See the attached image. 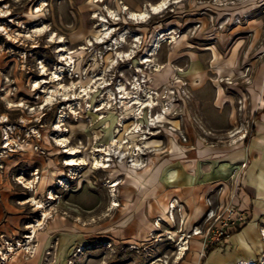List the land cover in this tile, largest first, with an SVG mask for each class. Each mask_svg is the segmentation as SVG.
<instances>
[{
  "label": "rangeland",
  "instance_id": "1",
  "mask_svg": "<svg viewBox=\"0 0 264 264\" xmlns=\"http://www.w3.org/2000/svg\"><path fill=\"white\" fill-rule=\"evenodd\" d=\"M161 1L0 0V264H200L222 246L191 234L181 201L152 209L149 191L166 165L250 135L264 0H166L130 18ZM104 25L113 32L98 42ZM113 138L125 157L94 167ZM71 156L86 163L66 164ZM132 167L150 168L145 186ZM34 200L47 213L39 225ZM195 224L204 229L203 216Z\"/></svg>",
  "mask_w": 264,
  "mask_h": 264
},
{
  "label": "crops",
  "instance_id": "2",
  "mask_svg": "<svg viewBox=\"0 0 264 264\" xmlns=\"http://www.w3.org/2000/svg\"><path fill=\"white\" fill-rule=\"evenodd\" d=\"M260 98L262 106L253 115L249 136L240 138L233 148L219 156H206L205 150H199L195 156H186L176 164L166 165L158 179L160 190L154 186L149 191L152 196L149 204L155 211L164 213L171 198L181 201L187 215L186 223L191 227L203 216L205 206L201 198L213 190L218 202L224 204L231 189L228 183L230 174L234 168L242 169L237 180L239 196L234 203L248 215V221L221 247L211 248L200 264H239L253 260L261 249V232L264 230V90ZM242 162L246 163L244 168L240 166ZM149 170V167L143 170L131 168L133 176L140 183L142 180L143 186L148 181L146 176L152 178ZM193 241L197 242V239Z\"/></svg>",
  "mask_w": 264,
  "mask_h": 264
},
{
  "label": "built area",
  "instance_id": "3",
  "mask_svg": "<svg viewBox=\"0 0 264 264\" xmlns=\"http://www.w3.org/2000/svg\"><path fill=\"white\" fill-rule=\"evenodd\" d=\"M240 166L241 168L244 167L245 162H242ZM239 177L240 172L237 168H234L228 178L231 188L230 193L223 205L218 202L213 190L201 198L205 206L203 214L204 229H202L201 224H195L191 234L202 235L204 244L225 243L232 233L248 221V215L234 203L239 196V183L237 181ZM170 205L171 208H174L177 204L172 202Z\"/></svg>",
  "mask_w": 264,
  "mask_h": 264
},
{
  "label": "bare ground",
  "instance_id": "4",
  "mask_svg": "<svg viewBox=\"0 0 264 264\" xmlns=\"http://www.w3.org/2000/svg\"><path fill=\"white\" fill-rule=\"evenodd\" d=\"M168 2V1H167ZM165 4H166V0H163V1H161L160 3H158V4H150L149 5V7L147 8V9H145V10H143V11H141V12H139V13H135V12H130V18H132V19H136V20H143V19H145L146 17H148L149 16V13H155V12H158V11H160L163 7H165ZM36 10H39V8H37ZM104 20V19H103ZM36 31H39V32H44L45 31V29L44 28H42V27H37L36 29H35ZM104 30H105V34L103 35V37L101 38V39H99V40H97L98 42H101V41H103L105 38H108L109 36H111V34H112V32H113V28H111V27H107L106 25H104ZM127 33V32H126ZM50 39H53V35L51 34L50 35ZM125 42V38L122 36V38L120 39V40H118V41H115V43L118 45V44H122V43H124ZM119 45V46H120ZM116 49H117V47H116ZM150 53H153V51L152 52H150ZM147 54H149V53H147ZM119 56H124V54H119L118 53V55H117V58H119ZM149 60V57H146L145 59H144V61H148ZM123 89V90H122ZM123 91V93H125V92H127V94H128V91H124L125 90V87L124 86H120V91ZM122 98L123 97H121V100H122ZM136 102H138V100L137 101H135V103ZM150 104H152V101L151 100H149V102L148 103H146V104H144V105H141L139 108H141V107H143V106H145V105H150ZM156 121H160V120H156ZM121 124V123H120ZM151 124H153V122L151 123ZM57 128L58 129H60L59 128V126H57ZM119 129H117L116 130V132L118 131ZM61 139V138H60ZM64 140V139H63ZM65 142V141H64ZM62 143V142H61ZM63 146H65V144H62ZM112 146H116L117 148H121L122 146H121V142H118L117 141V139L116 138H113L112 140H111V143L109 144V146L108 147H105L104 148V151L102 152L104 155H102V161H103V163H100V161L101 160H99L97 157H92V160H93V165H94V167H99V166H107L108 164H104V162L105 161H109L110 159H111V157L114 155V154H116L118 157H120L121 159H123L124 157H125V154L126 153H123V152H121V151H118V150H116L117 148H114L115 150H113L111 147ZM140 146H138L135 150H138V151H141L140 150ZM68 150H69V154H72V155H74L75 154V152H77V151H79L78 149H72V148H67V149H64V151H67L68 152ZM101 149H99L98 147L97 148H94V151H100ZM100 154V153H99ZM98 154V155H99ZM105 157V158H104ZM101 159V158H100ZM65 163L66 164H68V165H73V166H75V165H78V164H85L86 163V161H82V162H79V161H77L76 159H74L73 158V156H71L69 159H67L66 161H65ZM132 164H135L134 162L132 163ZM60 181H62L61 179L59 180V182ZM118 180L117 181H115V182H111L110 184H109V186L110 187H113L112 189H111V195H114V190H115V186L116 185H118ZM48 197L49 198H52L53 197V192H52V190H50L49 191V195H48ZM33 199H35V198H33ZM33 202V201H32ZM34 202L35 203H37L36 204V206H37V208H42L41 210H42V217H39V219L37 220V225H39V224H41L42 222H43V220H45V217H46V211L43 209L45 206H44V203L43 202H40V201H38V200H34ZM112 204L113 205H116L117 206V202L116 201H113L112 202ZM35 225L36 224H32L31 225V234H28L27 236H28V238H30V237H34L35 236V231H36V228H35ZM263 236V237H262ZM261 237L262 238H264V230L261 232ZM183 249H185V247L184 246H180V252H179V256H178V258H180L181 257V255H182V253H183ZM240 264H255L252 260H248V261H242V262H239Z\"/></svg>",
  "mask_w": 264,
  "mask_h": 264
},
{
  "label": "trees",
  "instance_id": "5",
  "mask_svg": "<svg viewBox=\"0 0 264 264\" xmlns=\"http://www.w3.org/2000/svg\"><path fill=\"white\" fill-rule=\"evenodd\" d=\"M210 249H211V247H209V248L207 249V253L210 251Z\"/></svg>",
  "mask_w": 264,
  "mask_h": 264
}]
</instances>
